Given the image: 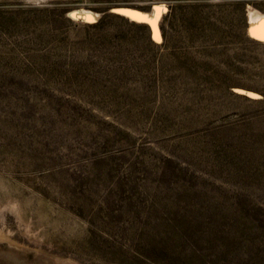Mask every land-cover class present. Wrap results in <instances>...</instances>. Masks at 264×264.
Wrapping results in <instances>:
<instances>
[{"label": "rangeland", "instance_id": "obj_1", "mask_svg": "<svg viewBox=\"0 0 264 264\" xmlns=\"http://www.w3.org/2000/svg\"><path fill=\"white\" fill-rule=\"evenodd\" d=\"M156 6L160 41L71 17ZM249 10L264 0H0V237L29 263L264 264Z\"/></svg>", "mask_w": 264, "mask_h": 264}, {"label": "water", "instance_id": "obj_2", "mask_svg": "<svg viewBox=\"0 0 264 264\" xmlns=\"http://www.w3.org/2000/svg\"><path fill=\"white\" fill-rule=\"evenodd\" d=\"M124 11L140 12L134 9H111L108 11V13L126 17L130 20V18L124 13ZM75 13H78V15L74 17L73 14ZM75 13L71 14L72 18L86 23L96 22L101 18V16L104 15V14H93L84 11L75 12ZM88 15H90L89 16L90 18H86ZM92 16L94 17V19L91 18ZM0 264H43V263L40 261L35 263H29L25 247L0 237Z\"/></svg>", "mask_w": 264, "mask_h": 264}, {"label": "bare ground", "instance_id": "obj_3", "mask_svg": "<svg viewBox=\"0 0 264 264\" xmlns=\"http://www.w3.org/2000/svg\"><path fill=\"white\" fill-rule=\"evenodd\" d=\"M164 11L163 6H156L154 9H152L150 14L146 13H140L136 11H124V13L130 18L131 21H137V22H144L148 23L152 36L156 41H160V33L158 30V20ZM74 17L78 15V13L73 14ZM90 15H88L86 18H90ZM94 19V17H91ZM249 34L262 42H264V15L259 13L258 11L255 10H249Z\"/></svg>", "mask_w": 264, "mask_h": 264}, {"label": "trees", "instance_id": "obj_4", "mask_svg": "<svg viewBox=\"0 0 264 264\" xmlns=\"http://www.w3.org/2000/svg\"><path fill=\"white\" fill-rule=\"evenodd\" d=\"M173 12H174V8L170 9L169 12L167 13V15L165 16V19L166 18H170L172 17L173 15ZM105 13V12H103ZM108 20H116V21H124V22H127L125 20H123L122 18H120L118 15H110V14H104L96 23L92 24V27L94 28H101L105 25V23L108 21ZM129 27H132V28H135V29H142L144 32H146V35H145V40L146 41H150V34L149 32L147 31V28L145 26H142V25H137L135 23H130L129 24ZM151 31V29H150ZM160 31H161V35L163 37V39L166 38V35H165V32H164V29H163V26L160 25ZM152 34V32H151Z\"/></svg>", "mask_w": 264, "mask_h": 264}, {"label": "snow or ice", "instance_id": "obj_5", "mask_svg": "<svg viewBox=\"0 0 264 264\" xmlns=\"http://www.w3.org/2000/svg\"><path fill=\"white\" fill-rule=\"evenodd\" d=\"M262 38H264V37H262Z\"/></svg>", "mask_w": 264, "mask_h": 264}]
</instances>
